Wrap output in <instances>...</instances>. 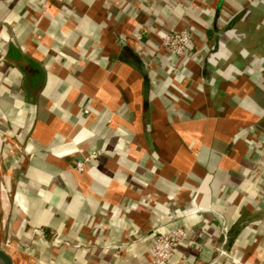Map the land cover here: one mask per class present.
<instances>
[{"label": "crops", "instance_id": "1", "mask_svg": "<svg viewBox=\"0 0 264 264\" xmlns=\"http://www.w3.org/2000/svg\"><path fill=\"white\" fill-rule=\"evenodd\" d=\"M0 144L27 264H264V0H0Z\"/></svg>", "mask_w": 264, "mask_h": 264}, {"label": "built area", "instance_id": "2", "mask_svg": "<svg viewBox=\"0 0 264 264\" xmlns=\"http://www.w3.org/2000/svg\"><path fill=\"white\" fill-rule=\"evenodd\" d=\"M161 46L176 56H187L192 49V31L188 28L171 29L161 37ZM87 111V110H85ZM96 151L88 152L74 161V168L82 171L86 162L97 156ZM188 236L184 228L177 227L154 236L150 249L149 264H162L173 254L175 248ZM221 251V250H220ZM223 253H226L224 250ZM227 254V253H226Z\"/></svg>", "mask_w": 264, "mask_h": 264}, {"label": "water", "instance_id": "3", "mask_svg": "<svg viewBox=\"0 0 264 264\" xmlns=\"http://www.w3.org/2000/svg\"><path fill=\"white\" fill-rule=\"evenodd\" d=\"M0 184L5 187L2 179ZM7 200L8 197H7ZM10 212L4 217L0 231V264H27V261L19 254L13 239L7 236V226Z\"/></svg>", "mask_w": 264, "mask_h": 264}, {"label": "rangeland", "instance_id": "4", "mask_svg": "<svg viewBox=\"0 0 264 264\" xmlns=\"http://www.w3.org/2000/svg\"><path fill=\"white\" fill-rule=\"evenodd\" d=\"M2 138V137H1ZM3 141H4V139H2ZM7 146V145H6ZM4 147H5V144H0V154L2 155V156H4L3 155V149H4ZM12 148V147H11ZM12 150V149H11ZM7 187H8V185H7ZM0 202H2V203H0V231H1V225H2V221H3V215H4V213L1 211V210H3V208H4V203H3V201H1L0 200ZM1 207H2V209H1ZM17 235H18V233H17ZM30 235H31V233L30 232H26L23 236H25L26 238H28V237H30ZM24 237V238H25ZM19 241H21L20 239H19Z\"/></svg>", "mask_w": 264, "mask_h": 264}, {"label": "flooded vegetation", "instance_id": "5", "mask_svg": "<svg viewBox=\"0 0 264 264\" xmlns=\"http://www.w3.org/2000/svg\"><path fill=\"white\" fill-rule=\"evenodd\" d=\"M166 51H167V50H166ZM167 52L169 53V58H171V57L174 58V59L176 60V62H177V61L179 62L182 58H184V56H176V55L172 54V53L169 52V51H167ZM170 56H171V57H170ZM172 60H173V59H172ZM175 64H176V63H175ZM175 71H176V72H179L178 69H176V68H175Z\"/></svg>", "mask_w": 264, "mask_h": 264}, {"label": "bare ground", "instance_id": "6", "mask_svg": "<svg viewBox=\"0 0 264 264\" xmlns=\"http://www.w3.org/2000/svg\"><path fill=\"white\" fill-rule=\"evenodd\" d=\"M0 176H1V173H0Z\"/></svg>", "mask_w": 264, "mask_h": 264}]
</instances>
